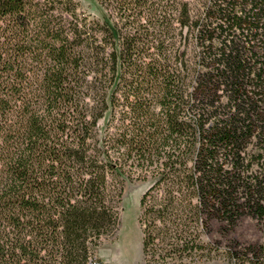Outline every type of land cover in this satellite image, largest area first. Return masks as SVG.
Returning a JSON list of instances; mask_svg holds the SVG:
<instances>
[{
    "label": "trees",
    "instance_id": "1",
    "mask_svg": "<svg viewBox=\"0 0 264 264\" xmlns=\"http://www.w3.org/2000/svg\"><path fill=\"white\" fill-rule=\"evenodd\" d=\"M96 1L102 17L78 22L66 0L59 25L39 1L0 0V264H87L125 180L148 176L142 260L183 264L204 247L215 164L238 168L251 135L264 157V0ZM226 257L264 264V243Z\"/></svg>",
    "mask_w": 264,
    "mask_h": 264
},
{
    "label": "rangeland",
    "instance_id": "2",
    "mask_svg": "<svg viewBox=\"0 0 264 264\" xmlns=\"http://www.w3.org/2000/svg\"><path fill=\"white\" fill-rule=\"evenodd\" d=\"M36 1L42 3L40 12L54 15L50 17L51 22L59 25L64 23L67 13L61 8L66 0ZM73 1L77 2L75 11L78 22L82 21L85 14L88 15V19L102 17V9L96 0ZM31 27V25H22L19 33L20 38L29 33ZM23 42L25 44L26 39ZM34 42L35 39L30 43L31 47L34 46ZM28 57V52L21 56L24 60V62L21 61L22 72L25 70L27 74L32 75L35 72V63L30 62ZM27 61L33 65L32 72L26 70L28 68ZM251 96L257 98L259 95L252 94ZM107 118L108 114H105L96 124L99 135L104 134L113 125L107 124ZM255 120L256 129L253 134H256L257 137L260 136V139L263 140L264 120L257 118ZM259 144L260 142L254 135L245 140L243 149L247 154L238 168L231 166V162L222 157L215 164L218 177L216 188H206L201 196L203 203L197 233L198 240L204 247L194 252L193 258L184 261L183 264H228L226 257L228 249L242 250L248 245L256 246L264 243V215L255 209L258 202L264 203V157L257 155L255 148ZM201 176L204 178L207 177V174L201 172ZM229 176L239 178L234 188L223 184ZM153 181L154 178L149 176L145 179L125 180L120 201L117 204L118 224L112 233L102 236L98 245L92 247V254L88 260L94 264H144L141 254L142 224L139 221L141 214L139 199ZM206 185L208 187L209 183L207 182ZM165 264H177V262Z\"/></svg>",
    "mask_w": 264,
    "mask_h": 264
},
{
    "label": "built area",
    "instance_id": "3",
    "mask_svg": "<svg viewBox=\"0 0 264 264\" xmlns=\"http://www.w3.org/2000/svg\"><path fill=\"white\" fill-rule=\"evenodd\" d=\"M87 264H94V263H92L90 260H88Z\"/></svg>",
    "mask_w": 264,
    "mask_h": 264
}]
</instances>
